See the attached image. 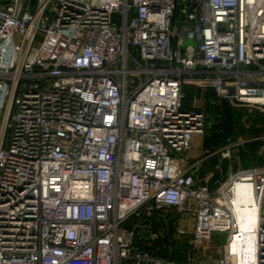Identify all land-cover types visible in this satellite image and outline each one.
Returning a JSON list of instances; mask_svg holds the SVG:
<instances>
[{"label":"built area","instance_id":"1","mask_svg":"<svg viewBox=\"0 0 264 264\" xmlns=\"http://www.w3.org/2000/svg\"><path fill=\"white\" fill-rule=\"evenodd\" d=\"M184 87L264 110V0H0V264H183L167 209L264 264V166L198 186Z\"/></svg>","mask_w":264,"mask_h":264},{"label":"rangeland","instance_id":"2","mask_svg":"<svg viewBox=\"0 0 264 264\" xmlns=\"http://www.w3.org/2000/svg\"><path fill=\"white\" fill-rule=\"evenodd\" d=\"M187 92L191 107L205 113L204 134L193 137L191 148L185 153L188 160L182 162L183 169H190L192 161L198 163L199 166L195 169L198 186L215 192L219 183L232 173L250 166H264V150L259 154L257 151L260 144L264 146V110L216 101L210 94L206 95L197 90ZM224 131L226 136L223 139ZM227 139L233 144L231 156L222 158L221 149L226 145ZM176 157L183 158L184 154ZM166 215L170 228L181 227L185 231L184 236L167 248V257L176 258L183 264L187 258L194 259L193 264H202L205 261L216 263L221 258L226 234L214 233L209 239L193 246L191 240L194 220L191 212L167 209Z\"/></svg>","mask_w":264,"mask_h":264},{"label":"bare ground","instance_id":"3","mask_svg":"<svg viewBox=\"0 0 264 264\" xmlns=\"http://www.w3.org/2000/svg\"><path fill=\"white\" fill-rule=\"evenodd\" d=\"M241 191V189H239ZM238 191V192H240ZM239 225L242 230H246L251 223L255 221V217L252 213L247 211H241L238 214Z\"/></svg>","mask_w":264,"mask_h":264},{"label":"crops","instance_id":"4","mask_svg":"<svg viewBox=\"0 0 264 264\" xmlns=\"http://www.w3.org/2000/svg\"><path fill=\"white\" fill-rule=\"evenodd\" d=\"M193 89V88H192ZM193 90H195V89H193ZM198 91V90H197ZM201 92H203V91H201ZM184 94V93H183ZM201 94V93H200ZM203 94H206L207 95V92H203ZM185 105H184V107L185 108H188V109H190V108H192L191 107V105H190V103H189V100H186L185 102ZM201 142H202V140H201ZM225 144H226V140H225ZM203 147V146H202ZM224 147V146H223ZM264 148V146L262 145V144H260V146H258V149H257V151H258V154L259 153H261L262 151L261 150H264L263 149ZM243 151H245V150H243ZM242 151V152H243ZM242 152H241V154H242ZM233 155V154H232ZM184 159H185V161H187L188 160V157H186V155L184 154V157H183ZM233 158H235V157H233ZM192 160H195V159H192ZM194 161H192V166H190L191 168V171H192V173L194 174V176H195V169L197 170V167L199 166V165H197L198 163L195 161L194 163H193ZM194 166V167H193Z\"/></svg>","mask_w":264,"mask_h":264},{"label":"trees","instance_id":"5","mask_svg":"<svg viewBox=\"0 0 264 264\" xmlns=\"http://www.w3.org/2000/svg\"><path fill=\"white\" fill-rule=\"evenodd\" d=\"M193 89L191 88V87H184L183 88V93H184V98H183V104L185 105V101L186 100H188L187 99V96H186V94L188 93L187 91H192ZM207 94H210L211 95V97H212V99L214 98L213 97V94L210 92V91H208L207 92ZM226 136V131H224L223 132V139H224V137ZM203 147H204V142H203ZM247 157V156H246ZM256 166H259V165H256ZM250 167H252V166H250ZM223 246V245H222ZM161 254L163 255V256H166V253L165 252H161ZM167 257V256H166ZM170 260H172V261H175V262H179L176 258H173V257H168Z\"/></svg>","mask_w":264,"mask_h":264},{"label":"water","instance_id":"6","mask_svg":"<svg viewBox=\"0 0 264 264\" xmlns=\"http://www.w3.org/2000/svg\"><path fill=\"white\" fill-rule=\"evenodd\" d=\"M185 45L187 46V45H193V42L191 41V40H187L186 42H185Z\"/></svg>","mask_w":264,"mask_h":264}]
</instances>
